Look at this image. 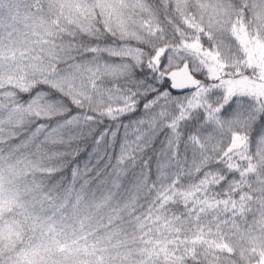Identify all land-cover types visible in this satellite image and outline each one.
Listing matches in <instances>:
<instances>
[{
	"label": "trees",
	"instance_id": "1",
	"mask_svg": "<svg viewBox=\"0 0 264 264\" xmlns=\"http://www.w3.org/2000/svg\"><path fill=\"white\" fill-rule=\"evenodd\" d=\"M22 1L36 11L35 3L46 0ZM146 2L150 22L157 27L155 35L165 27L171 31L173 24L164 15L173 5L171 1ZM127 3L112 0L109 6L112 12L117 10L118 18H124ZM233 3L241 45H232L231 50L226 47V53L231 52L229 58L212 50L211 37L200 26L172 29L179 46L207 61L211 82L175 95L168 91L163 72L161 88H154L150 77L152 70H161V54L134 77L101 80L98 91L97 86L89 90L83 86L80 92L75 82L69 83V90L53 101L61 100L67 111L49 118L56 129L60 123L67 127L64 134L68 141L51 146L39 136L26 139L25 131L34 128L28 122V127L15 129L16 136L9 142H0V161L26 163L21 202H40L11 204L2 215L0 220L6 223L7 232L13 233V243L9 253L0 255V264H7L12 254L16 264H38L30 252L42 245L59 264H76V260L83 264L256 261L236 262L228 260L223 251L217 255L210 250L214 240L246 233L260 199H264L252 147L257 123L253 131H247L240 122L253 124L254 113L257 121L264 117V75L250 69H255L254 59L259 60L256 53L261 60L264 38L260 27L246 22L247 6L239 8ZM186 20L195 22L191 16ZM96 27L87 42L90 46L100 42ZM107 32L113 33L111 26ZM81 50L78 36L68 52L78 54ZM51 63L48 54L36 56V66L42 67L45 75H53ZM39 81L32 73L13 86L1 85L0 91L10 88L8 99L19 110L38 95ZM84 93L89 97L86 100ZM43 98L51 100L50 95ZM232 115L238 124L223 132V126L233 125ZM112 128L117 131L109 132ZM236 243L239 241L234 247L238 250ZM40 258L42 262L45 256Z\"/></svg>",
	"mask_w": 264,
	"mask_h": 264
},
{
	"label": "rangeland",
	"instance_id": "2",
	"mask_svg": "<svg viewBox=\"0 0 264 264\" xmlns=\"http://www.w3.org/2000/svg\"><path fill=\"white\" fill-rule=\"evenodd\" d=\"M111 1L46 0L41 3L36 2V11H34L30 3L22 0H0V86H13L17 80L32 73L40 79L38 95L29 99L26 105L20 106L19 110H15L16 106L8 99L12 93L11 89L6 87L4 92L0 91L1 143L9 142L16 136L15 129L21 130L28 127L30 125L28 122L34 128L25 131L26 139L39 136L41 142L45 145L51 144V146H54V143L68 141L64 134L67 127L60 123L56 129V125L54 126L49 118L57 113L62 115L67 111V107L62 105L61 100L53 101L59 100L61 94L69 90V83L75 82L78 91L83 86L87 90L89 87L97 86L95 90L98 91L101 88L98 86L101 80L105 81L113 77L127 80L130 76L134 77L143 68L145 69V65H149L150 61L153 62L161 54V70L159 72L152 70L154 74L150 77L154 88H161L164 80L163 72L166 73L180 66L184 60L190 63L192 73L197 78H201H199L201 86L203 82L204 84L206 81L211 82L213 74L207 61L190 49L179 46L172 29H185L186 25L187 28L200 26L211 37L212 50L218 56H224H221L224 59L229 58L231 52L226 53L228 51L226 47L228 46L231 50L232 45H241L240 23L234 19L239 18L233 15L232 2L239 8L243 5L247 6L246 22L254 28L260 27L262 29L261 39L264 38V0H170L173 5L167 6L164 15L173 24L171 31L165 27L163 33L156 35L157 27L150 22L146 0H127L128 12L124 18L119 17L120 19L117 10L111 11L112 7L109 6ZM187 16L193 17L195 22L188 23ZM102 24H105V27H102ZM94 26L100 29L96 34L100 42L90 46L87 42L93 36ZM110 26L113 31L111 34L107 32ZM83 33L85 35H82ZM78 36L81 41V52L76 54L71 51L69 53V48ZM262 44L259 49L261 60L259 54L256 53L259 60L254 59L255 69L250 67L260 76L264 75L263 41ZM167 45L168 48L165 47ZM245 51L246 49L241 50V52ZM40 54H48L51 58L50 68L54 71L53 75H45L44 69L36 66V56ZM241 56L244 57V53ZM244 60L248 65L249 62L245 58ZM260 92L263 93L262 90ZM44 95H50L51 100H45ZM84 95L85 100L89 98L88 94L84 93ZM210 100L213 101V98ZM256 114L254 113L252 117L253 124L248 120H240V122L244 124L243 129L247 131H253L257 123L252 147L257 157L258 183L264 185V117L257 121ZM232 116L233 125L223 126V132H227L228 128L238 124L237 117ZM1 126L9 127L3 129ZM14 126L16 127L13 128ZM118 126L119 124L116 127ZM56 130H58L57 133H55ZM108 131L114 133L117 129L112 128ZM9 163V161L5 163L4 158L0 161V190L2 189L0 191V219L11 204L21 205L22 203L23 206L40 204L32 199L21 202V176L28 174L24 168L25 161L17 162L15 165ZM28 185H30L29 181ZM261 197L264 198L263 195ZM232 235L233 238L223 239L222 237L220 240H214L210 244L211 253L220 255L223 251L228 260L231 258L239 262L240 259L244 263L252 259L256 260L252 264L258 261L264 264V199H260L247 232ZM0 238L7 245L3 246L0 239V255H5L11 251L13 233L10 230L7 232L4 220H0ZM235 241H239V244L236 243L238 250L234 248ZM15 242H18L17 238ZM37 249L38 254H36ZM211 253L208 252V255ZM30 255H36L40 261H36L38 264H59L57 259L49 257L51 253H48L43 245L31 250ZM42 256H45L43 263L40 258ZM167 259L170 260L169 257ZM7 264H16L13 254L8 257ZM76 264L83 263L82 261L78 263L76 260Z\"/></svg>",
	"mask_w": 264,
	"mask_h": 264
},
{
	"label": "water",
	"instance_id": "3",
	"mask_svg": "<svg viewBox=\"0 0 264 264\" xmlns=\"http://www.w3.org/2000/svg\"><path fill=\"white\" fill-rule=\"evenodd\" d=\"M166 79L169 83V91L173 94L191 92L201 85L200 79L191 72L188 61H183L179 67L168 70Z\"/></svg>",
	"mask_w": 264,
	"mask_h": 264
}]
</instances>
